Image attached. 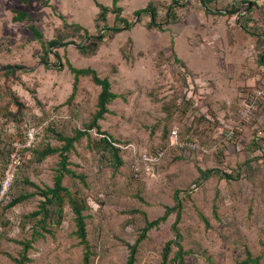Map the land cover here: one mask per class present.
<instances>
[{"label": "rangeland", "instance_id": "1", "mask_svg": "<svg viewBox=\"0 0 264 264\" xmlns=\"http://www.w3.org/2000/svg\"><path fill=\"white\" fill-rule=\"evenodd\" d=\"M150 2L163 28L150 26L147 14H134ZM98 3L111 7L113 1L0 0V264H14L9 254L22 250L15 239L32 237L34 222L25 215L42 197L8 203L36 192L31 182L53 185L59 156L38 161L36 151L61 145L52 129L72 135L97 109L101 87L89 76L70 98L68 60L95 68L119 94L99 123L115 139L123 164L116 169L109 152L92 146L101 137L92 129L69 156L85 180L66 175L63 181L88 203L90 264H125L127 243L146 224L142 212L157 218L176 196L183 203L185 264H238L246 246L264 264V0H211L208 8L200 0H120L131 27L106 34L98 51L86 55L84 31L73 24L90 35L104 32L95 24ZM232 5L238 11L230 14ZM15 9L29 16L16 21ZM106 23L114 25V13ZM32 25L44 41L67 44L47 54ZM175 128L183 145L168 143ZM200 168L216 171L200 179ZM175 218L173 212L148 232L135 264H161ZM50 226L54 234L34 242L27 264H80L83 247L71 207Z\"/></svg>", "mask_w": 264, "mask_h": 264}, {"label": "trees", "instance_id": "2", "mask_svg": "<svg viewBox=\"0 0 264 264\" xmlns=\"http://www.w3.org/2000/svg\"><path fill=\"white\" fill-rule=\"evenodd\" d=\"M112 1L113 4L111 7L103 3H98L99 12L95 19V24L97 28L105 30L99 35H90L88 29L84 28L81 24H73L78 33L84 31V38L87 39L85 43L80 45V49L84 54H95L98 51L99 46L103 43L106 34H113L115 32L123 30L124 28L131 27L133 22L122 16L123 7L119 4L120 0ZM200 2L204 5V7L208 8V4L211 2V0H200ZM227 10L228 13L233 14L238 11V7H236V5H232V8ZM14 12L15 15L13 16V19L16 21L23 20L29 16V13L27 11L15 9ZM110 12L115 14V23L114 25L109 27L106 22L108 14ZM134 14L138 17V19H141L143 14H147L151 19L149 22L150 26L163 28V23L158 21V8L151 2L148 3L145 7L136 9L134 11ZM170 15H172L171 11L169 13V16ZM103 22L104 24L102 25ZM64 24L66 23L64 22ZM244 28L247 29L246 25H244ZM31 29L34 32L35 36L41 40L43 48L45 49L47 54L55 48L67 44L59 38H54L50 41H44L42 39L43 35L37 26L32 25ZM54 52L59 57L58 51ZM172 55L176 60L182 63L174 49L172 50ZM261 57V60L264 61V51ZM42 59L46 64H49V62L47 61V57L44 56L42 57ZM67 65L74 76L73 91L70 95V98L73 97L75 92L78 90L80 78L82 76H89L94 83L101 87L98 95L97 109L92 113L90 121L85 125L84 129L76 128L72 135H65L61 131L52 129V134L57 140L62 142L61 145L52 146L51 144H47L42 149L36 151L35 154L38 161L45 159L49 155L58 154L59 161L56 168L53 185H45L44 187H40L36 185V183L31 182L32 185L37 186L36 192H32L29 194H20L18 196H15L8 203L9 206H14L17 203L27 199L29 196L35 194H38L42 197L38 208L25 215L26 222H34L31 233L32 237L22 240L15 239L16 242L22 245V250L18 256L9 254L14 264H27L32 260L29 256V250L33 248V244L37 239L45 236V233L54 234V230L50 226V224L54 221L60 222V217L66 205H69L74 213V220L76 225L75 233L79 238L80 244L83 247V260L80 264H90L94 251L88 239L87 215L84 213V211L88 209V203L85 198H82L76 193H73L63 182L66 175H69L73 178H79L83 181L85 180L84 175L77 173L70 167V151L75 149L76 143H78L81 138L90 136V130L96 129L101 137L97 141H89L91 142L92 146L97 149L103 148L104 150L109 152L112 155V164L116 169L119 168L124 162L123 158L120 155V148L115 145V139H113L111 135L104 131L101 127V124L99 123V121L105 117V114L110 112L108 104L115 98H117L119 94L112 90V84L109 78L102 77L95 68L91 66L78 67L73 65L69 60L67 61ZM214 171H216V169L200 168L199 178L206 179ZM225 176L228 178H232V175L229 173H225ZM165 208L166 210L164 214L154 219L147 218L146 213L142 212L145 217L146 224L144 227H142L135 242L127 243L129 248V256L125 264L136 263L140 243L148 237V232L152 228L159 226L162 222H165L168 216L173 212L176 213V218L171 225L173 237L167 240L163 246L161 264H185L188 250L185 249L183 245V233L179 227V223L181 221L183 213V203L181 199L176 196V204L174 206L166 205ZM201 216L205 223L209 225V219L205 215ZM260 261L261 257L255 256L250 248L246 246L245 257L238 264H261Z\"/></svg>", "mask_w": 264, "mask_h": 264}, {"label": "built area", "instance_id": "3", "mask_svg": "<svg viewBox=\"0 0 264 264\" xmlns=\"http://www.w3.org/2000/svg\"><path fill=\"white\" fill-rule=\"evenodd\" d=\"M34 137H35V133L32 131V132H30L29 133V138H28V145H30L31 144V142L33 141V139H34ZM169 145H183L184 144V142H182V141H180L179 140V130H178V128H175V129H173L172 131H171V133H170V135H169ZM187 145H190V146H195L194 145V143H192V142H187L186 143ZM160 155H162L163 154V152H161V153H159ZM147 158H148V156L147 155H145ZM10 170L12 171V169L10 168ZM14 175V173H12V176Z\"/></svg>", "mask_w": 264, "mask_h": 264}]
</instances>
